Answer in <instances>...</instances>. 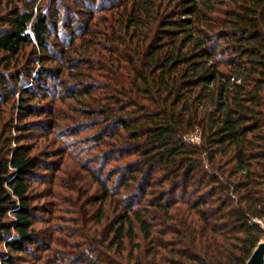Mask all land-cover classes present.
<instances>
[{
    "label": "trees",
    "instance_id": "trees-1",
    "mask_svg": "<svg viewBox=\"0 0 264 264\" xmlns=\"http://www.w3.org/2000/svg\"><path fill=\"white\" fill-rule=\"evenodd\" d=\"M59 1L0 0V264L47 250L32 187L52 188L62 164L24 142L80 133L33 105L68 98L105 148L96 236L77 235L75 262L245 264L264 237V0H114L96 25L88 2L66 0L89 12L77 34L69 17L57 29Z\"/></svg>",
    "mask_w": 264,
    "mask_h": 264
},
{
    "label": "rangeland",
    "instance_id": "rangeland-1",
    "mask_svg": "<svg viewBox=\"0 0 264 264\" xmlns=\"http://www.w3.org/2000/svg\"><path fill=\"white\" fill-rule=\"evenodd\" d=\"M63 1L60 0L57 7H53L54 10L63 5L67 7H63L58 11L59 23L57 29H59V31L63 30L61 22L65 17H69L73 24L72 33L75 32V34H77L83 29L84 22H87L89 12H85L84 10L82 14H76V7L73 2H71L72 0ZM83 1L85 5H87L86 3L88 2L92 6L91 12H94L96 17L99 16L98 18H94L93 25L99 24L98 19L102 20L115 12V10L112 9V6L116 2L114 0ZM41 3L43 8L46 10L50 9L49 0H42ZM112 17H114V15ZM60 33L63 34L62 32ZM78 41L79 39L75 38V42L78 43ZM65 76L70 79L66 78L69 81H71V79L73 80V77L71 78L68 71H66L62 77L65 78ZM41 77H43V75ZM46 77L47 76L43 77L42 81L50 88V91L52 89L54 92L55 88L57 89V80ZM25 82L27 83L26 78L22 83L25 84ZM99 92H101V90H99ZM48 101L49 99L41 103L39 99H36L33 105L40 107L41 110L46 109V111L50 107L55 108L56 112L60 111L61 116H59L57 123L60 125L61 129L80 128L81 132L75 136L65 137L56 134L57 131L54 130H52V133H48L43 130L34 129L30 138L24 142L26 145L32 147L31 155L38 157L46 163L62 165L60 171L57 172V177L52 188L48 183L41 184L39 182H35L32 187L34 189L33 193H38L39 196V200L34 203L38 207L37 215L40 219L36 227L38 231H41L40 239L42 243L44 245L47 244L49 247H45L47 250L42 253L39 259H33L31 257L22 264H78V261L75 262V260L79 256L75 257V255L80 253L79 249L81 246L78 245L82 242V239L77 235L86 233L91 237L96 236L94 230L95 225L89 220V215L92 213L96 215L99 206V203L95 204L96 202H94L96 197L100 195V189L95 179V175L98 174L95 169L105 163L102 157L105 148L97 144L99 140L98 136L93 135L95 132L99 131L101 124L90 129L89 117H79L75 113L74 109H80L81 106H79L80 104L74 99L68 98L65 101L57 100L56 103L52 102L47 105ZM69 116H76L78 120H69ZM46 117L49 116L43 114L42 116L32 117L30 120L40 122L46 119ZM7 118L8 116H4V119ZM51 119L54 120L52 117ZM78 122L80 125L77 124ZM109 169H111V165L106 166L104 176L107 175ZM36 173L48 177L51 175L50 171H44V169L37 170ZM44 208L47 210H44ZM113 209V206L108 207L107 211L109 216L113 215ZM47 211L50 213L46 214ZM106 223V220H104L103 224H100L98 230L103 237L107 234L104 227ZM50 234L52 235L51 237ZM262 241H264V237ZM98 245L99 244L94 245L95 250L102 249L101 246ZM100 255L102 257V254ZM92 256L94 255L91 253L88 257Z\"/></svg>",
    "mask_w": 264,
    "mask_h": 264
},
{
    "label": "water",
    "instance_id": "water-1",
    "mask_svg": "<svg viewBox=\"0 0 264 264\" xmlns=\"http://www.w3.org/2000/svg\"><path fill=\"white\" fill-rule=\"evenodd\" d=\"M261 240L255 247L252 252V255L245 264H264V242Z\"/></svg>",
    "mask_w": 264,
    "mask_h": 264
},
{
    "label": "built area",
    "instance_id": "built-area-1",
    "mask_svg": "<svg viewBox=\"0 0 264 264\" xmlns=\"http://www.w3.org/2000/svg\"><path fill=\"white\" fill-rule=\"evenodd\" d=\"M191 139H192V140H195V141L199 140V139H200V134L198 133V134H196V135H192V136H191Z\"/></svg>",
    "mask_w": 264,
    "mask_h": 264
},
{
    "label": "bare ground",
    "instance_id": "bare-ground-1",
    "mask_svg": "<svg viewBox=\"0 0 264 264\" xmlns=\"http://www.w3.org/2000/svg\"><path fill=\"white\" fill-rule=\"evenodd\" d=\"M264 242V241H263Z\"/></svg>",
    "mask_w": 264,
    "mask_h": 264
}]
</instances>
